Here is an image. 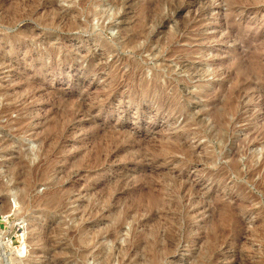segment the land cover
I'll use <instances>...</instances> for the list:
<instances>
[{
    "label": "rangeland",
    "instance_id": "rangeland-1",
    "mask_svg": "<svg viewBox=\"0 0 264 264\" xmlns=\"http://www.w3.org/2000/svg\"><path fill=\"white\" fill-rule=\"evenodd\" d=\"M0 19V264H264V0H0Z\"/></svg>",
    "mask_w": 264,
    "mask_h": 264
},
{
    "label": "bare ground",
    "instance_id": "bare-ground-1",
    "mask_svg": "<svg viewBox=\"0 0 264 264\" xmlns=\"http://www.w3.org/2000/svg\"><path fill=\"white\" fill-rule=\"evenodd\" d=\"M20 1V0H19ZM30 1V0H29ZM8 2V1H7ZM51 2V1H50ZM52 3V2H51ZM83 3V2H82ZM46 5V4H45ZM54 5V4H53ZM22 6V5H21ZM52 7V6H51ZM53 7H55V5L53 6ZM22 8V7H21ZM20 11V10H19ZM56 11V10H55ZM60 11V10H59ZM11 12V11H10ZM34 12V11H33ZM13 13V12H12ZM30 13V12H29ZM4 14H6V12L4 13ZM8 16V15H7ZM10 16V15H9ZM21 16V15H20ZM59 20V19H58ZM51 21H52V23H54V22H56L55 21V16H52V18H51ZM47 22H48V20H47ZM0 23L1 24H3V26L5 27V28H9V27H11L13 24H15V22L14 23H12L11 21L10 22H3V20H1L0 19ZM58 25V24H57ZM66 27V26H65ZM3 30H4V28H2ZM6 30V29H5ZM52 31V30H51ZM6 40V39H5ZM18 44H19V42H18ZM26 44V43H25ZM22 45V44H21ZM46 46V45H45ZM6 48V47H5ZM54 48V47H53ZM11 50V49H10ZM55 50V49H54ZM4 53H6V52H4ZM11 53V52H10ZM53 53V52H52ZM2 58V57H1ZM0 58V59H1ZM2 61V60H1ZM17 75V74H16ZM2 89V88H1ZM9 90V89H8ZM1 92V91H0ZM12 94V93H11ZM2 98L3 99H5V101H9V99H10V96H9V94L6 92V91H3L2 92ZM13 104V103H12ZM10 107V106H9ZM12 107V106H11ZM11 107H10V110H11ZM18 107V106H17ZM19 108V107H18ZM14 112H16V110L14 111ZM7 113H9V109L5 106L4 108H2L1 109V111H0V117H5L6 116V114ZM27 119V118H26ZM17 121H19V120H17ZM8 122V121H7ZM23 122V121H22ZM6 123V122H5ZM20 123L19 122H17L15 125L16 126H18ZM23 125V124H22ZM4 126V125H3ZM20 127H21V125H20ZM18 128V127H17ZM13 129V128H12ZM6 143H7V140H5V137H3L1 140H0V148H2L3 150L7 147V145H6ZM46 143V142H45ZM45 147V146H44ZM50 151V150H49ZM54 151V150H53ZM10 154H12V153H10ZM54 156V155H53ZM22 158H23V154H19V155H16V158H15V162H13L12 164H10V167H9V174L10 175H12L14 178H16V180H23V182H20V184H19V186H20V195H19V201H20V203H22V204H25V205H30L29 204V202H31V201H29L28 202V197H29V195H30V191H32L31 190V188H32V186L34 185L33 183H31L30 184V182L28 181V179H29V177H33L34 175H32V174H34V173H36V171H37V168H35V169H26V163H23V161H22ZM52 158V157H51ZM41 160V159H40ZM47 160V159H46ZM14 161V160H13ZM43 161V160H42ZM41 161V163H43ZM49 162V161H48ZM45 163H46V161H45ZM45 163H43V164H45ZM33 164V163H32ZM41 165V166H44V165ZM38 165V164H37ZM39 165V166H40ZM9 166V165H8ZM33 166H35V165H33ZM34 168V167H33ZM39 168V167H38ZM43 168V167H42ZM24 170H27L28 171V174L25 176V177H23L24 176ZM42 170H44V169H42ZM37 174V173H36ZM35 174V175H36ZM32 175V176H31ZM35 178V177H34ZM19 186H18V188H19ZM4 192V186L2 185V184H0V199L2 200V203H1V205H0V212L2 213V214H8L9 212H10V203H9V201L6 199V197H4V196H2V193ZM52 193V195H51V197H49L48 199H46L45 201H43L44 203H45V205L48 207V209H50V208H52V209H54V208H56L57 206H58V204H59V198H58V196H56V195H54L53 193H55L54 191H52L51 192ZM47 194H49V193H47ZM50 195V194H49ZM31 200V199H30ZM34 201H36V200H34ZM42 201V200H41ZM32 203V202H31ZM96 210V209H95ZM94 212V211H93ZM45 217H46V215H45ZM46 232H48V231H46ZM50 233V232H49ZM111 235V234H110ZM46 236V235H45ZM48 236V235H47ZM106 236V235H105ZM105 238V237H104ZM38 240V239H37ZM26 242V241H25ZM48 242H51V241H48ZM23 244H24V241H23ZM23 244H21V245H23ZM50 244V243H49ZM56 251V250H55ZM54 251V252H55ZM59 251V250H58ZM21 253V251H18V254H20ZM51 254H52V252H51ZM50 254V255H51ZM61 254H63V253H61ZM87 254H88V252H87ZM100 257V256H99ZM98 258V257H97ZM103 258V257H102ZM101 260V259H100ZM57 263V262H56ZM55 263V261L52 259V258H50L49 257V260H48V262H47V264H56ZM59 263V262H58ZM103 263V262H102Z\"/></svg>",
    "mask_w": 264,
    "mask_h": 264
}]
</instances>
